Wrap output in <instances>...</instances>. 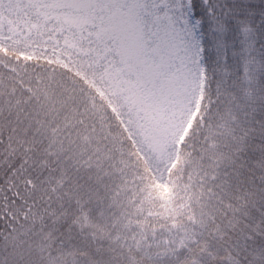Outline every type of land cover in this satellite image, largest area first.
Wrapping results in <instances>:
<instances>
[{"label": "snow or ice", "instance_id": "6c2138e0", "mask_svg": "<svg viewBox=\"0 0 264 264\" xmlns=\"http://www.w3.org/2000/svg\"><path fill=\"white\" fill-rule=\"evenodd\" d=\"M0 264H264V0H0Z\"/></svg>", "mask_w": 264, "mask_h": 264}]
</instances>
